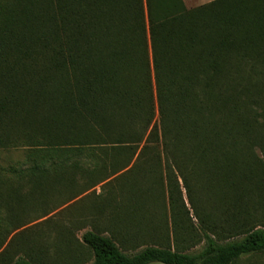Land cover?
<instances>
[{"label": "trees", "instance_id": "16d2710c", "mask_svg": "<svg viewBox=\"0 0 264 264\" xmlns=\"http://www.w3.org/2000/svg\"><path fill=\"white\" fill-rule=\"evenodd\" d=\"M104 145L123 156L114 174L139 150L137 161L150 153L158 167L172 164L176 172L127 199L171 215L132 235L151 241L133 254L85 232L90 264H237L264 254V0L195 9L183 0H0V148H26L31 163L10 172L39 184L64 172L70 151L94 156ZM178 175L195 212L192 179L225 209L218 222L197 213L201 234L186 224ZM183 235H201L203 249L184 251Z\"/></svg>", "mask_w": 264, "mask_h": 264}, {"label": "rangeland", "instance_id": "374dc122", "mask_svg": "<svg viewBox=\"0 0 264 264\" xmlns=\"http://www.w3.org/2000/svg\"><path fill=\"white\" fill-rule=\"evenodd\" d=\"M183 1L188 9H195L216 0ZM112 147L99 146L94 156L79 157L76 150L70 151L72 158L64 172L52 173L39 184L31 175L17 176L10 172L11 168L31 166L25 158L26 148H0V264H10L20 257L33 258L40 264H90L92 254L82 242L87 231L115 237L132 254L151 244L147 237L139 240L132 235L148 223L156 227L163 215H171L170 211L158 203L138 210L127 205V199L140 187L153 185L160 176L165 178L169 169L173 172L176 169L164 158L158 167V160L150 153L137 161L139 150L128 168L114 174L113 163L121 164L124 159L121 154L110 152ZM258 155L262 157L260 151ZM178 181L189 211L186 224L192 232L201 234L202 221L197 213L218 222L225 209L217 207L215 196L202 188L203 181L192 179L193 200L198 208L195 212L180 176ZM166 194L168 199L167 190ZM250 209L258 216L263 213L253 204ZM256 222V226H264V220ZM179 239L181 248L187 252L197 253L204 247L201 235L195 238L183 235ZM133 241L137 242L136 249L126 243ZM175 242L172 235L169 244L173 248ZM237 264H264V254L244 257Z\"/></svg>", "mask_w": 264, "mask_h": 264}]
</instances>
